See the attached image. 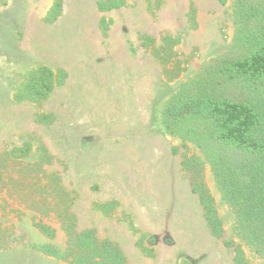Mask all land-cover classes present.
Instances as JSON below:
<instances>
[{
    "label": "rangeland",
    "instance_id": "obj_1",
    "mask_svg": "<svg viewBox=\"0 0 264 264\" xmlns=\"http://www.w3.org/2000/svg\"><path fill=\"white\" fill-rule=\"evenodd\" d=\"M56 1L0 6V156L29 144L25 181L56 174L72 198V232L110 241L127 264H234L233 217L209 169L201 173L222 220L220 237L210 233L181 166L194 150L157 120L163 102L226 50L232 0H118L124 5L106 12L96 5L104 0H59L50 21ZM37 66L64 73L62 84L41 103H14V86ZM6 165L16 178L19 166ZM0 223L33 245L66 248L69 234L53 214L9 201ZM37 225L53 230V239ZM242 250L250 264H264ZM0 264L68 263L19 245L0 252Z\"/></svg>",
    "mask_w": 264,
    "mask_h": 264
},
{
    "label": "trees",
    "instance_id": "obj_2",
    "mask_svg": "<svg viewBox=\"0 0 264 264\" xmlns=\"http://www.w3.org/2000/svg\"><path fill=\"white\" fill-rule=\"evenodd\" d=\"M9 1L0 0V6ZM147 1L153 6L158 0ZM96 5L100 12H106L124 3L104 0ZM59 7V0L52 4L48 20H54ZM104 22H100L102 29H106ZM231 25L226 50L163 102L157 120L166 135L194 150L193 158H186L181 166L192 175V193L204 210L210 233L220 237L222 220L201 173V167L209 169L215 189L233 217L231 233L238 244L227 246H234V264H250L242 248L264 262V0H232ZM145 41L147 44L149 40ZM169 42L164 44L169 46ZM64 78V73L46 66L31 68L14 86L12 100L41 103ZM30 151V145L25 144L0 156V195L8 198H3L0 211L11 201L38 215L53 214L69 234L66 248L60 251L53 244L33 245L11 226L0 223V252L20 245L68 264H127L110 241L97 240L92 231L72 232V198L59 185L56 174L45 173L33 177L30 183L25 181L21 159ZM40 155L45 161L49 159L43 148ZM7 161L19 166L16 178L6 174ZM37 228L53 239V230L44 225Z\"/></svg>",
    "mask_w": 264,
    "mask_h": 264
}]
</instances>
